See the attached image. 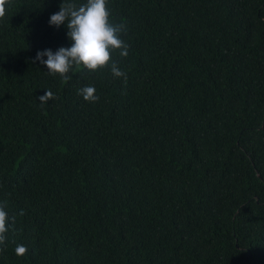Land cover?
<instances>
[{
	"label": "trees",
	"instance_id": "trees-1",
	"mask_svg": "<svg viewBox=\"0 0 264 264\" xmlns=\"http://www.w3.org/2000/svg\"><path fill=\"white\" fill-rule=\"evenodd\" d=\"M62 3L0 19V264H264V0H107L127 80L68 81L35 60Z\"/></svg>",
	"mask_w": 264,
	"mask_h": 264
},
{
	"label": "clouds",
	"instance_id": "clouds-1",
	"mask_svg": "<svg viewBox=\"0 0 264 264\" xmlns=\"http://www.w3.org/2000/svg\"><path fill=\"white\" fill-rule=\"evenodd\" d=\"M9 0H0V19L6 14V5ZM50 25L60 27L66 25L67 36L73 41L70 48L60 47L55 53L51 49L38 51L35 60L46 65L51 76H59L68 81L71 79L70 70L75 68H86L91 72L99 69L110 68L111 74L127 80L126 72L122 71L118 64L112 59V52L118 51L121 58H127L130 45L126 43L121 34H126V25L110 22V10L107 0H86V3L77 6L76 3L66 2L60 5V10L52 14L49 20ZM47 57L45 60L44 57ZM93 86H86L78 90V94L83 96L86 102L95 103L99 97L95 94ZM55 99L50 90L39 97L41 104ZM6 202H0V252L6 250L7 232L9 230V216ZM21 210L20 215H24ZM12 223L15 217L11 218ZM28 252L25 245L18 244L15 254L23 257Z\"/></svg>",
	"mask_w": 264,
	"mask_h": 264
}]
</instances>
